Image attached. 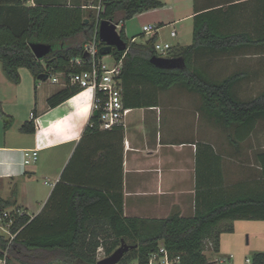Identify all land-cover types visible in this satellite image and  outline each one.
I'll use <instances>...</instances> for the list:
<instances>
[{"label": "crops", "instance_id": "obj_1", "mask_svg": "<svg viewBox=\"0 0 264 264\" xmlns=\"http://www.w3.org/2000/svg\"><path fill=\"white\" fill-rule=\"evenodd\" d=\"M84 2L27 0L25 6L90 3L88 9L94 3ZM187 2L190 9L184 14L177 12L170 22L178 28L170 30L176 32V44L171 45L167 58L191 45L194 5L200 11L229 6L225 0ZM234 4L239 6L228 12L226 28L221 30L246 34L251 44L233 53H206L194 59V65L211 79L242 73L235 93L241 99H250L264 90V28H258L262 7L258 0H235ZM165 8L163 4L139 15ZM261 31L262 44L254 43ZM45 82L33 80L36 90L31 96L19 90L20 77L18 84L8 81L13 87L10 94L0 93V199L13 203L9 210L19 208L30 218L43 211L53 215L58 210L64 217L74 196L78 200L83 193H100L120 201L125 218L162 219L173 213L191 217L196 196L207 194L212 186H221V192L260 178L261 169L254 158L258 151H264V126L257 125L255 132L243 140L234 127L216 120L194 93L171 87L151 89L156 98L153 104L129 108L122 126L103 131L90 127L89 92L51 109L48 98L64 86L44 88ZM29 121L34 124V132L22 133L20 127ZM242 221L264 222L235 220L230 224ZM233 231L234 227L229 233ZM221 238L219 251L213 254L221 262L233 264V255L223 254Z\"/></svg>", "mask_w": 264, "mask_h": 264}, {"label": "trees", "instance_id": "obj_2", "mask_svg": "<svg viewBox=\"0 0 264 264\" xmlns=\"http://www.w3.org/2000/svg\"><path fill=\"white\" fill-rule=\"evenodd\" d=\"M26 1L0 0V65L6 79L13 84L20 81V69H26L34 83L42 81L38 79L39 75H46V81L50 75L63 74L64 88L47 100L52 109L80 93L77 86L70 85L69 76L90 68L83 46L92 38L95 23L85 16V4L26 7ZM234 1L225 0L224 4L229 6L224 10L200 11L193 6L191 45L168 55L169 59L183 61L175 69L163 70L150 64V58L155 56L153 44L157 35L143 44H136L127 41L122 28L120 37L127 49L125 52L113 49L110 56L115 61L122 60L123 106L127 109L148 107L156 99L151 89L177 86L196 94L201 105L216 120L234 127L243 140L255 132L257 125L264 126V90L253 98L241 99L235 93V86L242 73L211 79L194 65V59L206 53H233L242 45L251 44L246 34L221 30L226 28L228 12L239 6ZM258 1L261 2L262 17L263 1ZM96 3L101 6L99 19L116 22H125L135 15L163 7L159 0H97ZM258 28H264L263 17ZM262 37L261 31L254 43L262 44ZM32 44L48 45L50 51L37 59L30 50ZM101 57L98 52V58ZM74 59H79L81 64L76 65ZM35 90L34 86V94ZM98 126V117L92 116L91 129L97 130ZM34 130L32 121L20 127L22 133H33ZM254 159L261 169L259 180L238 183L221 192V186H212L207 194L196 196L191 217L173 213L162 219L125 218L122 203L113 196L100 193L77 194L79 199L74 196L64 217L59 216L58 210L53 215L43 211L34 218L23 213L11 226L10 232L16 234L12 240L0 233V259L5 252L7 256L16 257L18 253H47L61 264H97L98 247L103 248L107 258L124 243L132 248L118 264L133 261L145 264L159 244L171 255H180L182 264H211L204 254L205 249L209 245L212 252L218 253L220 235L232 231V221H264V151H258ZM12 204L0 199V210L9 209ZM221 223L224 226L217 229ZM251 262L264 264V252L252 255ZM6 264H10L7 257Z\"/></svg>", "mask_w": 264, "mask_h": 264}, {"label": "built area", "instance_id": "obj_3", "mask_svg": "<svg viewBox=\"0 0 264 264\" xmlns=\"http://www.w3.org/2000/svg\"><path fill=\"white\" fill-rule=\"evenodd\" d=\"M263 1V18H264V0ZM96 9L95 27L92 38L83 46L84 55L90 60V68L87 71H83L77 74L69 76L70 85L77 86L81 91L78 94L89 92L91 96V113H97L99 120V130H111L114 127L122 126L124 124V117L128 113L129 109L123 106L122 101V86H121V69L122 60L115 61L110 55L102 56L98 58V52L103 47L98 37V25L101 20L98 18V12L101 10V6L98 3L94 7ZM110 24L115 26L116 33L120 36L121 29L123 28V22H116L113 20H106ZM157 27L153 25H144L142 27V33L147 36L148 39L154 35H157ZM176 36L175 31L169 32V37L174 38ZM121 38V37H120ZM133 39L131 40V42ZM127 49V47H126ZM171 46L168 43H157L153 44V50L155 56L159 58H167V54L170 51ZM126 51V50H125ZM124 51V52H125ZM109 58L112 63L108 64L105 60ZM73 62L76 65H80L79 59H74ZM63 74L50 75L46 80L51 84L59 85L65 84L62 82ZM31 115V114H30ZM32 116V115H31ZM32 157H36V152L32 153ZM24 163H28L26 160ZM23 214L20 209H5L0 210V233H3L12 240L16 234L10 232L11 226L14 223L16 217ZM6 252L4 257L0 259V264H6ZM104 251L100 246L96 250V260L99 261L104 259ZM145 264H182L180 255L173 256L170 252L162 245L159 244L156 251L151 253ZM211 264H225L223 262L211 263ZM228 264V263H227ZM243 264H252L251 259H245Z\"/></svg>", "mask_w": 264, "mask_h": 264}, {"label": "rangeland", "instance_id": "obj_4", "mask_svg": "<svg viewBox=\"0 0 264 264\" xmlns=\"http://www.w3.org/2000/svg\"><path fill=\"white\" fill-rule=\"evenodd\" d=\"M86 3L87 0H84ZM165 5V9H161L156 13H147L144 15H135L130 20H127L122 23L123 33L127 41L130 42L132 39L137 43L142 41V27L144 25H153L161 28L157 29L158 36L160 37L156 40L157 43H168L170 46H175L176 39L169 37V32L172 28L177 31L178 25H171L172 17L177 12L184 14V12L190 9L191 3L187 0L176 1V0H159ZM94 2V0H93ZM90 4V3H87ZM85 4V5H87ZM96 1L92 3L87 10H85V16L93 21L96 17ZM170 6V7H169ZM170 9H169V8ZM161 23V24H160ZM145 39H148L147 36H144ZM108 64L112 63V60L106 58L105 60ZM21 77V84L19 85V90H21L26 95H34V86L33 78L26 69L19 70ZM218 78V77H217ZM47 86L59 87L57 85H52L50 82L46 81L44 88ZM13 87L8 83L5 75L2 72L0 67V93L10 94V90ZM171 88H179L173 86ZM43 87H41V90ZM12 105V107H11ZM9 106V105H8ZM10 108H13V104H10ZM20 108L22 106H19ZM224 226V223H221L217 226V229ZM234 231L232 233L223 232L221 234L223 248V254L233 255L232 263L233 264H243L245 259H250L252 255L256 253L264 252V222L260 221H242L233 225ZM205 256L207 257L210 263H218V259L212 252L209 245L205 249ZM10 264H61L52 259V256L47 253H38V254H23L18 253L17 257L7 256ZM130 264H137L136 261L131 262Z\"/></svg>", "mask_w": 264, "mask_h": 264}, {"label": "water", "instance_id": "obj_5", "mask_svg": "<svg viewBox=\"0 0 264 264\" xmlns=\"http://www.w3.org/2000/svg\"><path fill=\"white\" fill-rule=\"evenodd\" d=\"M87 22V20H85ZM98 37L100 42L103 44V47L100 49V54L102 56L110 55L113 49L118 52H124L126 50V43L120 38V36L115 31V26L110 24L106 20H101L98 25ZM30 50L32 54L37 59H41L46 56L50 47L45 44H32L30 45ZM150 64L158 69L170 70L175 69L183 64V61L177 59L169 58H159L151 57L149 60ZM47 78L46 75H39L38 79L44 81ZM97 113L94 112L93 116H96ZM132 247L127 246L122 243L109 257L97 261V264H118L122 259L125 253H127Z\"/></svg>", "mask_w": 264, "mask_h": 264}]
</instances>
